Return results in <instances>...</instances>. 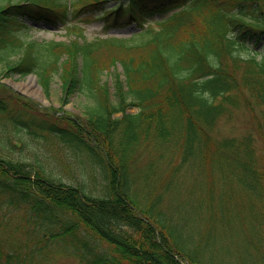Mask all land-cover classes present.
<instances>
[{
    "label": "trees",
    "instance_id": "16d2710c",
    "mask_svg": "<svg viewBox=\"0 0 264 264\" xmlns=\"http://www.w3.org/2000/svg\"><path fill=\"white\" fill-rule=\"evenodd\" d=\"M149 1L0 0V74H36L47 89L58 78L64 101H89V123L70 127L22 120L0 99V264H50L53 252L79 264H264V150L252 132L210 134L235 108L264 116V0ZM88 12L139 29L90 40L80 29L64 40L29 34L26 20L66 24ZM113 46L122 55L103 59ZM46 133L71 148L94 192L57 173L71 181L74 163L45 165L55 156ZM141 145L152 154L137 168ZM186 201L208 210L175 209Z\"/></svg>",
    "mask_w": 264,
    "mask_h": 264
},
{
    "label": "rangeland",
    "instance_id": "374dc122",
    "mask_svg": "<svg viewBox=\"0 0 264 264\" xmlns=\"http://www.w3.org/2000/svg\"><path fill=\"white\" fill-rule=\"evenodd\" d=\"M158 2L159 0H151L147 2L146 5L149 6ZM113 5V2H109L106 4L107 7H112ZM77 18L78 19L75 22H77L76 25L79 28H75L73 26L69 27L64 23H60L58 24V26L55 25L50 27L52 25V23L50 22L38 21V23H36L27 21L28 27H30L31 29L29 34L30 36H33L34 38H37L39 40H64L71 37L72 34H77L78 29H80L81 33H83V36L90 40L96 37L133 38L139 29L138 25L135 24V22L124 24V21L114 24L108 28L104 27L103 19L97 18L95 12ZM119 47L120 48H118L117 46H113L101 49L100 52H102L103 59L110 60V57H113L117 51V56H115L113 59L116 60L122 55L124 51L121 46ZM31 77L36 78V83L40 87L42 95L31 93L30 91L25 92L15 86V84L27 81ZM64 89L65 86L61 87V80H58V78L53 79V82H51L49 85V89H47L44 83L40 82L39 77L36 74H31L24 78H21L18 75L5 77L0 74V99L4 100L8 104V109L10 111L15 112L16 110L22 120H34L36 123L39 120L48 117L52 121L54 119V121L61 124H66L70 127L72 125V122L69 119H75L80 123H89L86 115L83 114L84 111L81 105V102L85 104L89 103V101L87 99H80L78 94L67 95L68 99L64 101ZM136 110L137 109L135 107L128 109V111L130 112H135ZM249 132H252L256 138L255 141L257 144V149L262 148L264 150V116L258 112L257 107L255 110L252 109V111H249L243 107L233 109L228 117L224 116L216 122L210 134L213 139H222L229 136L243 137ZM46 137L48 140V144L55 151V156H53L54 153H52L53 158H51L49 157V154L46 153L47 161L45 162V165H56L59 168L60 164L63 167H68L69 165H72L74 163L73 170H70L73 171V173L70 174L71 176H73V179H71V181H69L70 176L66 173V171L57 173H60L59 175L65 182L73 184L85 183L86 187L90 191L94 192L96 188L92 187L93 180H90V177L87 178V176L83 177L81 175L80 167L76 162V159L74 158V154L71 151V148L67 147L66 144H62L56 137L52 136L51 134L46 133ZM56 152L58 155H56ZM151 154L152 152L147 145H141L140 147H138V150L136 152V167L140 168L147 161H149ZM55 157H60V159L54 160ZM258 158L264 161V152L261 153L260 151H258ZM86 166L87 169H90L88 165ZM226 177H228V175ZM94 185L95 184H93V186ZM214 187L216 189H219L220 186L219 184L216 185L215 182ZM224 188H226V191L228 192L225 195L229 196L231 194L234 195V197L236 196L238 200H242V197L244 195L241 192L233 189L231 185H226L224 186ZM216 189L213 190V197H217L219 195V192ZM189 191L191 192L192 197L195 193V188L189 187ZM95 193L98 192L96 191ZM221 194H223V192H220V195ZM179 196L184 197L182 189H180V194L179 191H177L176 194H171L170 199ZM173 201L175 204L177 203L176 199ZM192 207V203L190 201H186L181 205L175 207V209L177 208V211L184 210L186 213L191 215L193 213H196L197 211V209ZM201 208L202 209L198 210L197 212L205 214V212L208 210V208L204 206V204ZM224 229L228 230L226 227ZM50 264L79 263L78 260L72 255H67L61 252H53Z\"/></svg>",
    "mask_w": 264,
    "mask_h": 264
},
{
    "label": "bare ground",
    "instance_id": "6f19581e",
    "mask_svg": "<svg viewBox=\"0 0 264 264\" xmlns=\"http://www.w3.org/2000/svg\"><path fill=\"white\" fill-rule=\"evenodd\" d=\"M36 78L31 77L27 81L15 84L18 88L22 89L25 92H31V93H36L39 95H42L40 87L36 83Z\"/></svg>",
    "mask_w": 264,
    "mask_h": 264
},
{
    "label": "water",
    "instance_id": "95a60500",
    "mask_svg": "<svg viewBox=\"0 0 264 264\" xmlns=\"http://www.w3.org/2000/svg\"><path fill=\"white\" fill-rule=\"evenodd\" d=\"M182 264H186V263H183V262H182Z\"/></svg>",
    "mask_w": 264,
    "mask_h": 264
}]
</instances>
